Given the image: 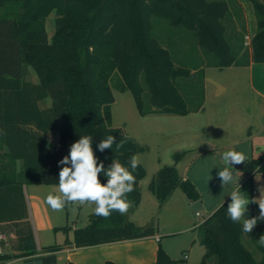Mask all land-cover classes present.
<instances>
[{"label": "trees", "instance_id": "trees-1", "mask_svg": "<svg viewBox=\"0 0 264 264\" xmlns=\"http://www.w3.org/2000/svg\"><path fill=\"white\" fill-rule=\"evenodd\" d=\"M251 2L257 31L247 47L246 23L237 0H0V222L13 221L20 250L3 251L0 260L32 256L41 264L57 263L56 251L63 245L45 246L42 249L48 253L39 254L25 212L24 185L58 184L62 167L58 161L68 155L69 140L91 136L93 151L105 168L116 158L131 170V156L146 149L113 125V79L115 88L131 91L142 116H185L204 108L206 67L264 63V0ZM52 13L55 31L50 37L46 21ZM155 18H165L171 26L158 22L156 33ZM175 27L194 31L198 46L216 58L185 65L188 51L168 33ZM30 69L38 81L28 79ZM182 78L191 79L193 85L201 82L202 97L195 107L180 89ZM49 98L50 105L42 107ZM52 131L59 138L49 147ZM109 135L124 145L117 149L114 143L101 153L98 144ZM189 152L176 150L175 164L164 165L153 175L149 189L160 206L177 188L189 199L199 198L195 184L176 166ZM242 169L249 175L264 172V154L246 159ZM146 172L142 163L134 172L135 190L127 196L133 203L126 214L114 211L103 218L93 211L88 223L75 228L73 239L64 244L84 247L154 235V226H140L131 218L142 199ZM100 179L106 182L103 174ZM9 202L16 207L7 212L3 207ZM227 206L224 202L203 221L201 243L206 252L195 264H264V246L258 243L264 225L244 232L242 222L228 217ZM55 229L68 232L70 226ZM247 236L257 251L246 244ZM176 261L160 245L151 264Z\"/></svg>", "mask_w": 264, "mask_h": 264}, {"label": "rangeland", "instance_id": "rangeland-1", "mask_svg": "<svg viewBox=\"0 0 264 264\" xmlns=\"http://www.w3.org/2000/svg\"><path fill=\"white\" fill-rule=\"evenodd\" d=\"M55 17L56 14L52 13L46 21L50 37L55 31ZM244 21L249 22L248 19ZM158 22H165L167 26H171L167 19L155 18L156 33L160 32ZM237 22L240 23L238 17ZM176 28L179 27L167 32L174 40L182 41V47L188 51L184 60L185 65L195 66L216 58L213 53L198 46L194 31L183 28L176 31ZM248 28L251 31L254 27L248 25ZM246 41V46L250 47V32ZM205 72L204 109L188 116L170 114L142 116L131 91H120L115 88V79L112 81L116 98L112 105L113 125L122 127L140 145L146 147L137 154L147 171L141 182L146 194L131 218L139 224L152 225L156 228L160 234L161 246L172 259L177 260L175 264H195L202 260L206 252L205 246L201 243L202 223L215 209L227 202L231 191L240 186L243 193L246 195L253 193L258 200L261 196L260 189L264 188V172L256 174L252 180L246 182L249 174L238 165L233 166L234 179L231 183L222 186L217 176L220 169L227 166L223 155L228 151L242 152L246 159L257 158L264 153V92L259 91L263 89V84L258 81L256 75L253 81L252 70L247 66L231 65L223 68L213 66L207 67ZM28 79L38 81L37 75L31 69L28 72ZM179 85L190 107H195L202 97L201 82L193 85L191 79L182 78ZM50 103L49 98L42 102L41 106L47 107ZM58 138L57 131L50 132L48 146L53 147ZM74 142L68 141L69 150ZM180 149H190V152L176 166L182 175L195 184L199 198L189 199L179 188L178 192L183 196L180 200L176 198L172 203L160 206L157 197L147 191L149 183L162 166L175 164L173 153ZM49 193L58 194V184L24 186L25 212L33 229L38 250H41L40 243L45 242L38 237L40 231L36 228L32 198L36 196L45 203V197ZM46 207L53 215H59L60 220H56V223H62L63 219L65 225L76 221L82 226L88 222V215L95 205L69 203L61 212L52 211L47 204ZM256 207L259 208L258 204ZM2 233L0 246L4 252L14 253L18 244L16 231L13 227L7 226ZM58 233L48 230L43 234L46 238L54 240L60 237ZM245 242L251 249L257 251V244L250 236L245 238Z\"/></svg>", "mask_w": 264, "mask_h": 264}, {"label": "clouds", "instance_id": "clouds-1", "mask_svg": "<svg viewBox=\"0 0 264 264\" xmlns=\"http://www.w3.org/2000/svg\"><path fill=\"white\" fill-rule=\"evenodd\" d=\"M92 142L91 136H81L71 144L68 155L58 161V165L62 166L59 171L58 194L49 193L45 197V203L52 211L61 212L69 203L87 204L95 205L93 211L96 216L108 218L114 211L124 215L132 207L133 202L127 196L135 190L134 172L140 164L138 155H132L129 160L131 170L116 158L105 168L104 163L95 155ZM114 143L117 149L124 145L123 140L116 143V138L109 135L99 142L98 149L103 153L105 149H111ZM246 158L244 153L238 151L224 153L223 160L227 166L217 173L222 186L233 181V166L243 164ZM101 174L106 182L101 181ZM260 192L258 200H250L240 190V186L229 194L227 215L234 223L242 222L243 231L246 233L252 232L258 221H264V188ZM250 203L258 204L259 215L245 218ZM258 243L264 246V235L260 236Z\"/></svg>", "mask_w": 264, "mask_h": 264}, {"label": "crops", "instance_id": "crops-1", "mask_svg": "<svg viewBox=\"0 0 264 264\" xmlns=\"http://www.w3.org/2000/svg\"><path fill=\"white\" fill-rule=\"evenodd\" d=\"M237 2L242 9V15L244 17V20L245 19L249 20L248 23L247 21H245L246 28H247L245 36H248V32H250L251 38H252L253 35L257 31V18H256L254 6L251 0H237ZM248 25H251L254 28L251 29V31H249ZM245 43L247 44V41H245ZM246 66L250 67V69L252 70L253 81H255V75H256L258 76V81L264 86V70H263L264 63L251 62L249 65H246ZM208 67H213V66H208ZM205 82H206V72H205ZM259 91L264 92V87L263 89H260ZM194 113H197V112H193L190 114H194ZM188 115H185V116H188ZM178 171L180 173L179 169ZM258 173H262V172L256 171L255 173L248 175L246 177V182L248 180H252L254 176ZM180 175L183 178H187L185 175H182L181 173ZM141 186H142V198H143V196L146 194L145 193L146 191L144 190L142 183H141ZM178 189L179 188H177L172 193V195L164 203V205L168 203H172V201H174L176 198L180 200L181 197H183L181 192H178ZM147 191L148 193H152L149 187ZM247 196L250 200L256 199L253 193H248ZM32 199H33V206H34L33 207L34 216H36V219H35L36 228H38V230L40 231L38 232V237L40 239L42 238L44 240L43 242H45V243H40L41 250L39 254L48 253V252H44L42 249L45 246L57 245V244L63 245L61 249L56 251V255H57L56 264H105L107 261H114L117 264H151V263L156 262L157 260L158 249H159V246L161 245L160 239H159L160 234L158 233L157 230L154 235L142 237V238H136V239H127V240L102 243V244L84 246V247H76L70 244L65 245L64 243L67 238L73 239V231L75 230V228L80 227L78 223L76 221H73L69 225L70 229L68 230V232H65L62 229L56 230L55 229L56 227L65 225L63 223L64 220L62 219V223L60 224L56 223V220H60L59 215L57 214L53 215L52 213H50L46 207V204L42 202L40 199H37L36 196H33ZM152 199L153 198L151 197V200ZM227 203H230V198L227 200ZM9 204L10 205H6L5 207H3V209H5L7 212L12 211L16 207V203L13 204L9 202ZM256 206L257 204H254V203H250L248 205V211L245 214V218H251V217L259 215V208H257ZM136 210L132 214H134ZM88 220H89V215H88ZM133 220L137 223L135 219ZM12 223L13 221H10V220L0 222V236L3 235L2 232L4 228H6L8 225L13 226ZM137 224L140 226L145 225V224L143 225L139 223ZM257 224L264 225V221H258ZM48 230H53L54 232H57V233L59 232L58 235L60 237L59 238L57 237L58 239H54V240L51 238H46L43 233ZM12 235L14 236L13 233ZM18 252H20V250L14 251V253H18ZM27 262L34 263V264H41L39 260L33 259L32 256H20V257H14L8 260H1L0 264H18V263L24 264Z\"/></svg>", "mask_w": 264, "mask_h": 264}, {"label": "built area", "instance_id": "built-area-1", "mask_svg": "<svg viewBox=\"0 0 264 264\" xmlns=\"http://www.w3.org/2000/svg\"><path fill=\"white\" fill-rule=\"evenodd\" d=\"M247 38H248V36H246ZM1 237V236H0ZM3 252V249H2V247L0 246V253H2Z\"/></svg>", "mask_w": 264, "mask_h": 264}, {"label": "water", "instance_id": "water-1", "mask_svg": "<svg viewBox=\"0 0 264 264\" xmlns=\"http://www.w3.org/2000/svg\"><path fill=\"white\" fill-rule=\"evenodd\" d=\"M238 167H239L240 169H242V168H243V164H239Z\"/></svg>", "mask_w": 264, "mask_h": 264}]
</instances>
